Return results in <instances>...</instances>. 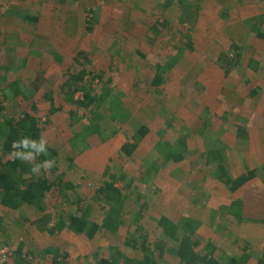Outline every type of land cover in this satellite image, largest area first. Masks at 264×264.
Segmentation results:
<instances>
[{
  "label": "rangeland",
  "instance_id": "374dc122",
  "mask_svg": "<svg viewBox=\"0 0 264 264\" xmlns=\"http://www.w3.org/2000/svg\"><path fill=\"white\" fill-rule=\"evenodd\" d=\"M60 3L59 0L51 3L0 0V96L1 92L13 94L6 84L10 80L18 81L21 92L15 96L19 104L14 112L37 118L42 138L50 147L48 156L56 161V169L45 176L54 179L57 174L67 173L64 178L77 185L65 201L56 198L58 191L49 193L46 212L41 214L29 205L12 210L0 204L7 228L0 237V261L6 257L3 264H97L96 254L107 255L110 246H117L128 256L133 254V249L123 245L124 239L136 232V221L130 215L117 232L105 231L93 240L67 226L66 217H58L90 206L91 218L101 220L104 209L97 197L98 188L112 179L110 173L124 172L127 178L133 177L134 183L139 184V170L147 171L148 163L154 161L153 148L163 135L157 127L123 163L117 155L121 144L127 141L128 135L124 133L116 131L114 134L113 131L107 142H102L98 134L84 138L77 149L88 144L90 147L82 163V157L75 156L72 144L76 133L86 131L82 128L88 120L86 115L100 118L99 123L109 126V130H115L112 126L119 128L117 120L109 119V107L121 102L126 107L142 104L136 98L138 90L141 93L147 92L145 88L149 90L158 65L172 68L171 75L169 72L164 75L168 78L163 92L168 100L167 105L164 101L168 113L177 112L173 108L180 109V103L184 105L187 100L177 99L174 94L183 93L186 97V88L194 85L187 86L185 79L182 83L184 72L173 66L178 62L187 67L201 63L206 72L197 80L205 84L217 80L219 84L215 93L211 90L200 98L202 102L194 104L199 109L189 108L192 111L188 116L207 109L199 126L203 127L207 140L221 141L227 148L234 172L247 169L244 164L250 167L251 162L264 164V116L246 115L251 109V100H259L258 108L264 107V86H255L256 79L251 80L246 74L253 72L248 65L250 56L264 60V39L257 35L259 30L264 32V0H203L194 24L182 21L181 0H68L64 6ZM66 10L71 11L69 25L67 17L62 15ZM34 17L37 20H33ZM244 22L251 23V31L248 30L252 35L241 34ZM235 41L242 45L237 52L239 65L231 71L230 77L225 76L224 71L220 75L215 66V71L210 67L212 60L220 50L235 53L231 47ZM188 42L192 46H179ZM81 69H86L83 80L69 86L66 81ZM134 84L136 88L132 87ZM194 86L200 83L195 81ZM202 89L198 87V91ZM86 92L96 97L95 106L88 109L78 102L85 103ZM146 104L151 112L157 108L155 104ZM5 112L8 113V109ZM178 123L182 126V122ZM176 133L168 136L171 143L163 146L166 153L168 149L179 151ZM192 151L194 154L188 155L181 167L169 166L152 177L149 184H140L151 203L150 211L140 212L141 224L151 230L152 239L160 238L156 219L163 214L182 227L187 223L196 226L203 245L199 250L210 242L218 257L248 253L252 264H263L264 180L260 177L231 195L218 178L205 171L204 161H199L205 145L201 142ZM69 157L78 160L74 162ZM1 158L4 159L2 136ZM71 165L74 171L69 175ZM108 166L111 168L106 173ZM124 183L120 181L119 185ZM230 201L231 204H223ZM239 201L241 218L234 214L231 220L218 223L215 206L221 204L230 209ZM45 215L59 226L53 235L37 228V221ZM236 218L244 224L240 229L235 226ZM20 244H23L21 255L14 251ZM164 259L165 264L178 262L173 252H166Z\"/></svg>",
  "mask_w": 264,
  "mask_h": 264
},
{
  "label": "trees",
  "instance_id": "16d2710c",
  "mask_svg": "<svg viewBox=\"0 0 264 264\" xmlns=\"http://www.w3.org/2000/svg\"><path fill=\"white\" fill-rule=\"evenodd\" d=\"M43 1L44 3H51V1L54 0ZM59 1L61 2L60 4L64 6L68 0ZM202 1L203 0H181V19L183 22L190 24L196 23L197 17L199 16V11L197 9ZM52 4L54 5V2ZM50 11H52V9H50ZM62 15L67 17L66 21L69 25L71 11L66 10ZM33 20H37V17H34ZM30 21L32 20L30 19ZM164 23V25H166L167 22L164 20ZM257 35L264 39V32L262 30H259ZM188 38L191 40L189 35ZM233 48L235 53L221 52L218 57L220 66L225 68L226 72H228L230 68L235 66L239 61V53L237 52L241 48L236 44H234ZM254 59L255 56L251 58L250 61L255 62ZM169 69L170 68H164L160 65L156 68L152 84L158 88L157 90H159L164 84L166 80L164 74L168 73L170 71ZM85 73L86 69H81L78 73L73 74L66 83L71 86L73 82H81ZM6 85H8V89L10 88L13 90V94L1 92L2 96H0V136H2V151L4 154V159H0V204L12 210H17L24 205H29L41 214L42 212H46L45 201L49 193L56 190L58 191V193L55 194L56 198H61L62 201L64 198L67 200L69 192L72 191L73 188L75 189L77 185L69 179L66 180L64 178L67 173L57 174L54 179L45 176V173L42 172L43 169H41L39 176L32 174L29 164L14 159L11 156L12 141L20 140L23 137L34 139L39 147L41 143L40 139L42 138V130L36 117L29 114L21 116L14 112L19 104V99L15 98V96L21 92L18 86V81L10 80ZM157 90L156 92H159ZM85 96V103L78 102L82 103V106L85 109L94 107L96 97L89 92H86ZM7 109L8 113L5 112ZM110 109L111 114H109V119H117L120 123V127L124 123V135H128L127 141L121 144V148L117 155L119 160L123 163L132 157V155L138 150L141 141L151 131L149 124L150 116L147 111H145L146 113L138 114L137 116H134L136 119L132 118V121L128 122L129 117H131L132 114H130L127 109H125L124 114H116L114 108L110 107ZM107 115L108 114H105L104 117H107ZM85 118H88V120L83 123L82 128L86 131L84 133H76L72 144L76 151L75 156L78 154L82 157L80 163L87 159L85 153L90 146L88 144L85 147L81 146L80 149H77L78 143L82 142L84 138H89L93 134H98L102 142H107L113 135V131H115V134L120 128L112 126L115 130H109V126L101 125L99 123L100 118L91 116V114H89V116L86 115ZM133 123L136 125V128L132 127ZM165 142L166 141L162 138L157 141L155 148H153L154 161L148 163V168H146L147 171L139 170V184L134 183L133 177L127 178L124 172L117 171L109 174L112 178L111 180L104 181L103 184L99 186L97 197H99L103 203L102 208L104 209V214H102L101 220H94L91 218L90 206L80 208V211H77L76 213L67 211L58 217V219L66 217L67 226L76 228L79 232L85 234L89 240H93L102 232H117L119 227L125 223V217L127 215L133 217L137 224L135 229L136 232L135 234H130L126 237L123 243V245L129 247L130 250L133 249V254L128 256L125 254L124 250L119 249L117 246H110L107 255L100 256V254H96L97 264H165L166 260L164 257L166 252H173L175 254L178 258L177 264H249L251 259L250 254L242 253L233 256L227 255L221 258V256L218 257L215 254L216 251L210 242L205 245L206 247L199 250L200 246H203L202 238L198 234L196 226H192L190 223H187L182 227L168 216L162 214L156 219V224L161 230V236L160 238L156 237L153 239L151 238V230L148 229L146 225L141 224L140 212L150 211L151 203L150 200L145 197V191L140 184H149L153 180L152 177L155 178V173L159 172L163 165L166 166L168 159L173 157L178 161L179 158H182V153L180 154L176 152L177 154L173 155V152L168 151L169 149L167 150L168 153H166L163 147H166L167 143ZM223 146V144H219L216 146L217 148L212 146H210L211 148L207 147L206 165L208 170L206 171H208L211 176L218 178L229 191L235 192L260 174L254 169H249L246 172H242L241 174L238 173L239 175L237 174V176H235L226 162L227 156L225 155V150L222 148ZM20 148L25 153L29 150H37L35 148L24 149L23 144H21ZM48 150H50V147L47 146V151ZM48 159H50L48 155H38L36 156L34 163L40 164ZM69 159L74 162L75 159L78 160L77 157H69ZM71 168L72 165L68 168L69 175L74 171L73 168ZM110 168L111 167L108 166L106 173L110 171ZM55 169V167H52V171ZM123 180L125 183L119 185V182H123ZM133 183L135 186L131 187ZM55 187H57L58 190L55 189ZM75 193L76 196H78L77 192ZM227 210L229 211V214H235L240 219L242 215V203L240 201L235 202L230 209ZM51 222L52 220L49 218V215L41 216L37 221V228L44 233L46 232L53 235L57 232L59 226L57 223L55 224V222H52L51 224ZM6 232L7 228L5 219L0 211V237L1 234L4 235ZM22 249L23 244H20L17 250L14 251H17L16 253L21 255ZM20 259L24 258L21 257ZM262 262L264 264V260ZM53 264H58V262H53Z\"/></svg>",
  "mask_w": 264,
  "mask_h": 264
},
{
  "label": "crops",
  "instance_id": "0c3cea01",
  "mask_svg": "<svg viewBox=\"0 0 264 264\" xmlns=\"http://www.w3.org/2000/svg\"><path fill=\"white\" fill-rule=\"evenodd\" d=\"M245 23V25L244 24H242V32H241V34H244V35H247V34H251V32H249V30L251 31V29H250V27H249V25L251 24V23H248V24H246V22H244ZM248 28H249V30H248ZM252 35V34H251ZM234 44H236V45H238V46H240V48L242 47V45H240V42H238V41H235L232 45H231V47H232V49H234L233 48V46H234ZM180 47H182V46H192V44L191 43H184L183 45H179ZM221 52H226V51H222V50H220L219 51V54L221 53ZM228 52V51H227ZM219 54H218V56H217V58L215 59H213L212 60V63H211V65H210V67L211 68H214L213 70L215 71V67H216V69L217 70H219V72H217L218 74H220L221 75V73L223 72V74L225 75V76H229L230 74H231V71L233 70V69H235L238 65H239V61H238V63L235 65V66H233V67H231L230 68V70L228 71V72H226V70H225V68H222L221 66H220V64H219V62H218V57H219ZM240 57V56H239ZM253 57H254V55H253ZM253 57H251L250 56V58H249V66L253 69L252 71V73H250V72H247L246 74H249V76L251 77V80H254V79H256V83H255V86L256 85H259V86H261V87H263L264 86V60H263V58L261 59V58H258V57H256L255 56V62H252V61H250V59L251 58H253ZM178 64V65H177ZM177 64H175L173 67H174V69L175 70H177V71H182V72H184V74H183V76L181 77L182 79H181V81H182V83H183V81H184V79L186 80V82H185V84L187 83V86H189L190 84H194L195 85V81L196 82H198V83H200V86H197V87H195L194 85H193V87L191 88V87H187L186 88V91L188 92V94H187V96L185 97V95L182 93V94H180V95H176V94H174V96L177 98V99H185V98H187V100H185L184 101V105H182V103H180V105L179 106H181V108L180 109H178V107L176 106L175 108H173L174 110H176L177 112H173V111H168V113H167V111L165 110V108H166V105H167V103H168V100H167V98H166V95L163 93L164 92V85L165 84H163L160 88H159V90H157L158 88H156L153 84H152V81H151V83H150V87H149V90H147L146 88L145 89H143V90H146L147 92H145V93H141L139 90H138V95L136 96V98H139V100L142 102V104H140V105H135L134 107H126L125 105H124V103L123 102H121V103H117V104H115L114 106H113V108H114V110H115V113L116 114H124V112H125V109H127V111H129L130 112V114H132V116L131 117H129V120H128V122H131L132 121V118H134V119H136L134 116H137L138 114H144V113H146L145 111H147V113L149 114V116H150V119H149V124H150V128H151V131L148 133V135L149 134H151L152 132H153V129L155 128V127H157V130L158 131H160L161 132V134H163L162 135V139H164V141H166L165 143H167V144H170L171 142H170V137H168L169 135H170V133H174L175 131H177V133H176V135L178 136V137H176L177 139H175V143H176V146H178L179 147V151H176V152H178V153H182L181 155H182V158H179L178 159V161L177 160H175L173 157L172 158H170V159H168V161H167V164H166V166H164L163 165V167H162V169L159 171V172H157V173H155V176L158 174V173H160L163 169H165V168H167V167H174V166H178V167H181V164L183 163V161H185V160H187V156L188 155H191V154H194V152L195 151H192V149H193V147H195V146H199L200 145V143L202 142L204 145H205V152L202 154V157H200L199 158V161H204L203 162V164H204V166H205V168H206V170H208V167H207V165H206V159H207V157H206V150H207V147L209 148L210 146H212V147H214V148H217L216 146H218L219 144H222V142L221 141H218V140H216V141H209V140H207V138L205 137V131H204V129H203V127L202 126H199V124H200V122H201V124H202V121H203V119H204V111L205 110H207V109H205V108H202L201 110H198L197 111V114L194 112L193 114V116H191V117H189L188 116V114H190V112L192 111V110H197V109H199V107H197V109L194 107V104L196 103V102H202V97L206 94V93H208V92H211V90H212V92L213 93H215L216 92V87L218 86V81L216 80V81H211V82H209L208 84H205L202 80L201 81H199V80H197V79H200L199 78V75H201L203 72L205 73L206 71L204 70V67H203V65L201 64V63H196V64H193V65H189V67H187V66H182V64L181 63H177ZM180 66H182V68L180 67ZM215 66V67H214ZM187 67V68H186ZM223 69V70H222ZM170 71H172V68L170 69ZM170 71H169V74L171 75V73H170ZM176 71V72H177ZM186 71V72H185ZM195 71V72H194ZM194 72V73H193ZM191 74V75H190ZM165 75V74H164ZM230 77V76H229ZM154 78V77H153ZM167 79L168 78H166V81H167ZM135 80H139V79H136L135 78ZM153 80V79H152ZM133 82H135V81H133ZM137 82V81H136ZM138 83V82H137ZM165 83V82H164ZM231 83V82H230ZM133 83H131V85H132ZM206 85V86H205ZM133 88H136L135 87V84L132 86ZM198 87H202V88H204V89H202V90H200V91H198ZM138 89V88H137ZM156 90L157 91H159V92H156ZM220 91V90H219ZM218 94H219V96H220V93L219 92H217V96H218ZM163 96H164V100H163ZM218 96V97H219ZM146 97H149V98H146ZM201 98V99H200ZM221 98V97H220ZM219 98V99H220ZM164 101H165V103H166V105H164ZM190 101H195V102H190ZM215 102H216V100H214ZM218 101V100H217ZM219 102V101H218ZM146 103H151V104H155V105H157V108L155 109V110H153L152 112L149 110V109H147V104ZM220 103V102H219ZM252 103L254 104L253 106H252ZM110 104H112V102L110 103ZM144 104H146V105H144ZM191 104V105H190ZM258 106H261V104H259V100H257V99H254V100H251V105H250V110L249 111H247V113H246V115H248V117H251L252 115L255 117V115L256 114H260V117L261 116H264V107H262V108H258ZM110 108V107H109ZM189 108H194V109H192L191 111L189 110ZM111 110V109H110ZM110 112V111H109ZM171 113H175L174 115H170ZM203 115V116H202ZM178 116H180V118L178 117ZM201 118H202V120H201ZM117 120V119H116ZM190 120H192L191 122H189ZM182 122V126L181 125H179V123L178 122ZM118 123V126L120 127V123H119V121H117ZM124 123L121 125V127L118 129V133L119 134H121V133H124V130H125V127H124ZM156 125V126H155ZM194 126H196V127H194ZM133 128H136V125L133 123V126H132ZM171 128H173L174 129V131L173 130H171ZM122 130V131H121ZM252 131V133L254 134V131L253 130H251ZM256 131V130H255ZM147 136V135H146ZM201 139L203 140V141H201ZM144 140V139H143ZM143 140L141 141V143H143ZM160 140V139H159ZM177 141V142H176ZM157 142V141H156ZM155 142V143H156ZM188 142H190V145H189V143ZM141 143H140V145H139V148L141 147ZM166 144V145H167ZM191 144H192V146L193 147H190L191 146ZM138 148V149H139ZM155 148V147H154ZM211 148V147H210ZM224 150H225V155L227 156L228 155V150H227V148L225 147V146H223L222 147ZM183 149V150H182ZM177 150V149H176ZM169 152L171 151V152H173L172 154L173 155H175V154H177L174 150H171V149H169L168 150ZM168 153V152H167ZM226 162H227V164H228V166H229V168H230V170H231V172L235 175V176H237V174L238 173H242V172H246L247 170H249V169H254V170H256L260 175L258 176V177H256L255 179H252L251 181H249V182H247L246 183V185L248 184V183H250V182H252V181H254V180H256V179H260V177H261V179H263L264 180V164H261V165H255L254 163H252L251 162V165H250V167L248 166V165H246V164H244L245 165V167H247V169H245V170H243L242 168L241 169H239V172H234L233 171V166L231 165L232 163V161L230 160V159H228V156H227V160H226ZM175 170V169H174ZM205 170V171H206ZM239 175V174H238ZM245 186V185H244ZM244 186H242L241 188H239L238 190H240V189H242ZM222 187V186H221ZM226 188V187H225ZM227 189V188H226ZM228 190V189H227ZM237 190V191H238ZM237 191H235V192H231V191H229L228 190V192H230L231 193V195L232 194H234V193H236ZM233 201V200H232ZM232 201H230V203H228V202H223V204H231V202ZM219 203V202H218ZM221 203V202H220ZM25 206V205H24ZM23 207V206H22ZM21 208V207H20ZM227 209L225 208V207H222L221 206V204L220 205H218V206H215V209H214V214H215V216H216V220H217V222L218 223H224V222H227L228 220H231L230 218H232L231 217V214H229V211L227 212L226 211ZM237 219V218H236ZM237 222H236V228H238V229H240V228H242L243 227V225L244 224H242V222H239V220L237 219L236 220ZM249 264H252V261H250L249 262Z\"/></svg>",
  "mask_w": 264,
  "mask_h": 264
},
{
  "label": "clouds",
  "instance_id": "9594fccd",
  "mask_svg": "<svg viewBox=\"0 0 264 264\" xmlns=\"http://www.w3.org/2000/svg\"><path fill=\"white\" fill-rule=\"evenodd\" d=\"M40 141L41 143L39 147L37 146L34 139H30L28 137H23L20 140H14L12 141V144H11V148H12L11 156L14 159H18L24 163L29 164L31 173L37 176L40 175L41 169L44 170L45 174L50 173L52 167H54L56 163L55 159H48V160L43 161V163H40V164L34 163L36 156L38 155L47 156L48 155L47 141L44 140L43 138H41ZM21 144H23L24 149L35 148L37 150L36 151L29 150L25 153L20 148Z\"/></svg>",
  "mask_w": 264,
  "mask_h": 264
},
{
  "label": "built area",
  "instance_id": "2783aa9c",
  "mask_svg": "<svg viewBox=\"0 0 264 264\" xmlns=\"http://www.w3.org/2000/svg\"><path fill=\"white\" fill-rule=\"evenodd\" d=\"M2 258H4V257H2ZM2 258H1V259H2ZM5 259H6V257H5ZM5 259H4V260H1V261H0V264H3V262L5 261ZM2 261H3V262H2Z\"/></svg>",
  "mask_w": 264,
  "mask_h": 264
}]
</instances>
